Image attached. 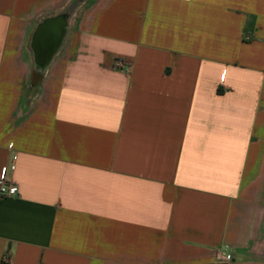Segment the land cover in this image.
Masks as SVG:
<instances>
[{"label":"crops","instance_id":"crops-1","mask_svg":"<svg viewBox=\"0 0 264 264\" xmlns=\"http://www.w3.org/2000/svg\"><path fill=\"white\" fill-rule=\"evenodd\" d=\"M5 167L0 264H264V0H0Z\"/></svg>","mask_w":264,"mask_h":264},{"label":"water","instance_id":"water-1","mask_svg":"<svg viewBox=\"0 0 264 264\" xmlns=\"http://www.w3.org/2000/svg\"><path fill=\"white\" fill-rule=\"evenodd\" d=\"M66 18L59 16L40 25L34 37L33 46L37 65L45 69L62 44L66 31Z\"/></svg>","mask_w":264,"mask_h":264},{"label":"built area","instance_id":"built-area-1","mask_svg":"<svg viewBox=\"0 0 264 264\" xmlns=\"http://www.w3.org/2000/svg\"><path fill=\"white\" fill-rule=\"evenodd\" d=\"M114 68L116 70H123L125 68V63L121 60H116ZM8 174V169L5 167L0 175V199H14L19 197V189L9 180ZM230 259V256L226 257V260L229 261Z\"/></svg>","mask_w":264,"mask_h":264},{"label":"rangeland","instance_id":"rangeland-1","mask_svg":"<svg viewBox=\"0 0 264 264\" xmlns=\"http://www.w3.org/2000/svg\"><path fill=\"white\" fill-rule=\"evenodd\" d=\"M39 71H41L42 73ZM39 71L35 69L31 70V81L34 88L32 90V94H37V95H40L45 90V85H46V82L43 80L44 70H39ZM261 254L264 255V249L261 250Z\"/></svg>","mask_w":264,"mask_h":264},{"label":"bare ground","instance_id":"bare-ground-1","mask_svg":"<svg viewBox=\"0 0 264 264\" xmlns=\"http://www.w3.org/2000/svg\"><path fill=\"white\" fill-rule=\"evenodd\" d=\"M35 66H38V65H35ZM35 68H36V70H38V71H39V70H42V69H41V68H42L41 66H38V67H35Z\"/></svg>","mask_w":264,"mask_h":264}]
</instances>
